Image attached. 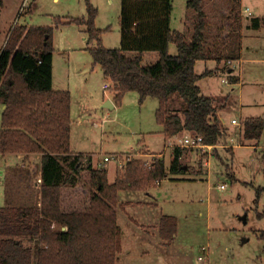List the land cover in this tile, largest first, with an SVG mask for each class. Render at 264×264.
<instances>
[{"label": "trees", "instance_id": "16d2710c", "mask_svg": "<svg viewBox=\"0 0 264 264\" xmlns=\"http://www.w3.org/2000/svg\"><path fill=\"white\" fill-rule=\"evenodd\" d=\"M86 2L87 19L57 18L55 26H87V43L96 44L88 50L94 65L112 81L116 102L129 92L137 93L141 104L156 98V122L167 137L187 132L201 136L208 146L226 144L230 135L218 115L219 103L198 85L217 69L198 74L196 64L241 59L240 3L230 11L231 31L216 42L205 11L207 0L187 1L193 11L190 39L171 27L173 0H121V47L107 48L96 26L98 10ZM251 22L254 28L264 27V18ZM171 44L177 54L170 53ZM54 49L53 27L34 25H15L0 46V157L41 155V204L29 192L27 180V195L20 178L6 190L10 198L0 206V264H116L122 250L120 193L147 191L170 174H183L181 159L189 148L176 146L169 167L163 157L151 162L129 159L110 183L108 171L95 167L91 155L72 152L71 92L53 88ZM146 52H158V61L143 66ZM175 99L182 102L180 113L171 112ZM263 134L262 117L243 122L245 141H259ZM177 228L176 217L162 216L160 237L173 240ZM259 239L264 240V232Z\"/></svg>", "mask_w": 264, "mask_h": 264}, {"label": "rangeland", "instance_id": "374dc122", "mask_svg": "<svg viewBox=\"0 0 264 264\" xmlns=\"http://www.w3.org/2000/svg\"><path fill=\"white\" fill-rule=\"evenodd\" d=\"M89 1L98 10L96 26L103 31L102 44L107 48H120L121 0ZM222 1L225 3L226 0ZM22 3L23 0H0V46L5 44L15 25L53 27L54 84L58 88H70L76 101L72 115V151L93 156L96 167L109 170L111 182L121 169L113 158L105 161V156L131 155L132 159L138 157L139 151L145 162L161 158L162 156H154L152 153L164 151L166 144L155 118L159 101L148 98L141 104L139 95L129 92L121 103H117L116 108H100V101L107 100L111 95L110 89L102 95L104 84L110 82L105 80L100 66H93V57L88 48L96 44L87 43V26L76 23L55 26L57 18L62 21L87 19L86 0H36L32 6L33 13L32 9L23 12ZM173 3V24L177 26L183 12L187 10L186 0H173ZM241 9L243 12L242 16L240 13V19H244L245 25L243 61L231 64L223 62V72L204 77L198 82L202 93L219 103L218 115L229 132L228 142L233 145L241 143V146L235 147L234 153L232 148L223 146L228 142L220 145L217 150L211 149L208 152L205 149L189 148L182 163L192 165L190 174H170L160 186L149 191V196L145 191H122L120 203L145 200L153 204L137 207L131 205L126 209L117 207L123 249L116 264H124L125 256L129 258L127 264H206L199 262L198 258L203 253L202 247L206 249L208 246L207 264H264V240L259 239V235L264 232V216L259 217V214H264V190L261 194L259 191L264 189V134L259 141L243 139V122L247 118L264 119V29L258 32L246 29L253 18H264V0H242ZM246 9L251 11L252 16H248V11V14L245 13ZM192 12L188 14L189 30L186 28L189 37L193 34ZM250 23L252 26V22ZM170 53L177 54L175 44H171ZM158 59V52H146L142 65L154 64ZM215 66L214 61L198 62L196 72L202 74L206 68L213 69ZM230 67L240 74L241 83L230 82L232 77L227 71ZM92 71L94 73L90 75ZM223 80L228 82L223 83ZM84 85L87 95L92 99L90 101L84 93ZM224 103L226 108H222ZM3 108L0 106V128ZM182 110V102L175 99L171 104V112L180 113ZM78 116L81 120H78ZM238 118L239 124H233V120ZM183 136L177 140L179 144H182ZM171 152L168 147L163 153L168 167ZM210 155L209 167L203 166ZM40 160L38 156L27 160H17L16 157L3 160L0 157V170L5 171L3 176L0 175V206L5 205L10 198L6 196V190L18 178L24 185V195H27L28 181L31 184L29 192L41 199ZM17 161L22 163L18 165ZM195 167L204 168L203 173L196 177ZM184 175L195 180H177L184 179ZM85 176L86 172L84 178ZM221 185H225V189H221ZM165 214L174 215L179 220V249L165 250L163 245L156 242L158 234L154 235L153 230L151 233L147 232L150 221L155 218L158 220ZM137 224L140 225L138 229ZM151 236L154 239H150ZM25 244L29 246L32 242L25 241Z\"/></svg>", "mask_w": 264, "mask_h": 264}, {"label": "crops", "instance_id": "0c3cea01", "mask_svg": "<svg viewBox=\"0 0 264 264\" xmlns=\"http://www.w3.org/2000/svg\"><path fill=\"white\" fill-rule=\"evenodd\" d=\"M56 1V0H55ZM187 1L188 0H186V11L185 12H183V16H182V18H181V21L178 23V25L177 26H174V24H173V13H172V18H171V27H172V29L173 30H177V31H180V32H186V28H188V30H189V27H188V24L190 23V19L188 20V14L190 15L191 14V11H189V9L187 8ZM236 2H238V3H240V13H241V16H242V0H226L225 1V3L222 1V0H208L207 2H206V7H205V11H206V14H207V17H208V22H209V25H210V31H211V35L214 37V38H212V39H214V41L216 40V42L219 40V39H221V38H224V37H226L227 35H228V33L231 31V29L232 28H230L231 26H230V20H229V17L231 16L230 15V11L232 10V6H233V4L234 3H236ZM173 12H174V10H175V6H174V3H173ZM32 9V13H33V8H31ZM31 13V14H32ZM245 13H247V11L245 10ZM248 14V13H247ZM192 16H193V13H192ZM248 16H249V14H248ZM252 16V15H251ZM251 21H249V23L246 25V29H248V30H254V31H261V30H263L264 29V27H261V28H254L253 26H251V23H250ZM192 24H193V20H192ZM30 26H33V25H30ZM98 28V27H97ZM191 28V27H190ZM244 28H245V25H244V19H241V26H240V33H241V35H242V50H243V40H244V33H245V30H244ZM99 29V28H98ZM101 30V29H100ZM193 32V31H192ZM244 32V33H243ZM260 35V34H259ZM258 35V36H259ZM100 38H101V40H102V34H101V36H100ZM191 38V36L189 37L188 36V39H190ZM86 41H87V38H86ZM54 43V42H53ZM177 48V47H176ZM170 49H171V46H170ZM242 50H241V59L240 60H236V62H238V61H243V58H242ZM209 61H214L215 63H216V66L213 68V69H209V68H206V70H216V72L214 73V74H212V75H210V76H213V75H215V74H217V73H219V72H223L222 71V69L224 68V65H223V62L221 63V64H219L218 65V63L215 61V60H209ZM208 61V62H209ZM199 62H207V61H199ZM233 62H235V61H233ZM225 63V62H224ZM262 63H264V59H262ZM93 64H94V61H93ZM197 64H198V62H197ZM197 64H196V67H197ZM94 66V68L96 67L95 65H93ZM205 70V71H206ZM235 70L236 69H234L233 67H230V68H228L227 69V71H228V74H230V76L233 78V80H235V82L236 83H241V77H240V74H237L236 72H235ZM103 71V70H102ZM204 71V72H205ZM203 72V73H204ZM94 73V71H92L91 73H90V75L91 74H93ZM209 77V76H208ZM104 78H105V80H108L109 82H110V84H109V86L112 88V86H113V83H112V81L109 79V78H106L105 77V75H104ZM200 81V80H199ZM232 81V80H231ZM230 81V82H231ZM224 83V82H223ZM235 83V84H236ZM105 85V84H104ZM53 88H54V90H69L70 92H71V98H72V104H71V116L72 115H74V107H75V100H74V92L69 88V89H63V88H58V87H55V84H54V74H53ZM111 88H109L110 89V92H111V95L108 97V99L107 100H111V102L113 103V105H114V108H116V106H117V102H116V100H115V93L112 91V89ZM83 90H84V93L87 95L88 94V91H87V88H86V85H84V88H83ZM201 90H202V88H201ZM106 92H105V90L103 89V94L102 95H104ZM211 97V96H210ZM212 98V97H211ZM87 99L90 101V100H92L91 98H90V96H88L87 95ZM107 100H104V101H100V103H99V107L100 108H103L104 107V105H105V102L107 101ZM93 107H95L96 108V106H93ZM105 108V107H104ZM219 117H220V115H219ZM220 119H221V117H220ZM241 119V118H240ZM78 120H81V117H79L78 116ZM237 120H239V118L237 119ZM242 121V120H241ZM73 123H74V119H73V117H72V125H73ZM160 128H161V131H159V132H161V135H162V138H164V143H166L165 144V150L164 151H152V150H150L149 148H148V146H146V145H144V146H146L147 147V149L148 150H150V151H152V153L154 154V156H164V154L163 153H165V151H166V148H171V155H173L174 154V147H176V146H180V147H185L184 145H182V144H179V142H177V140H179V138L181 137V136H183L182 138H184L186 135H188V133L187 132H183V133H181V134H179V135H177V136H175V137H172V138H169V137H167L163 132H162V127L160 126ZM71 133H72V131H71ZM240 137V136H239ZM229 140L227 139V142H228ZM169 142V144H167ZM223 146H225V147H227V148H232L233 150H231L232 151V153H234V149H235V147H237V146H241V143H238V145H233V144H231V143H227L226 145H223ZM172 147H173V149H172ZM211 148H207V149H205L206 151L205 152H208V150H211V149H215V150H217L219 147H220V145H218V146H210ZM136 150H138V148L136 149ZM140 150V149H139ZM190 150H192V149H190ZM198 151V150H197ZM73 153H75V154H80V153H76V152H74V151H72ZM136 152V151H135ZM137 153H138V157H135V158H138V159H144L143 158V155L139 152V151H137ZM190 153H192V152H190ZM146 155H148L147 153H146ZM185 155V154H184ZM184 155H183V157H182V162L184 161ZM25 155H23V154H21V155H7L6 157H1V158H3V160H5V158H11V157H16L17 158V160H21V158H22V160H24L25 159V157H24ZM33 156H38V157H40L41 158V155L40 154H36V155H30L29 156V158H31V157H33ZM93 157V156H92ZM210 158H211V155H210V157L209 158H207V161L205 162V163H203V166H205V165H207L208 167H209V160H210ZM28 159V158H27ZM27 159H25V160H27ZM94 159V158H93ZM25 162V161H24ZM17 163H19L18 165H20L21 163H22V161L21 162H19V161H17ZM25 164V163H24ZM95 161H94V166H95ZM168 166V165H167ZM40 167H41V160H40ZM96 167V166H95ZM184 167H185V171H184V173H191V168H192V165L191 164H184ZM116 168H117V165H116V167H115V171H116ZM195 168H197V167H195ZM204 169V168H203ZM203 169H195L196 171L194 172V171H192V172H194V177H196V175H199V174H201V173H203ZM107 171H108V179H109V170L108 169H106ZM3 172H5V171H3L2 169L0 170V175H2L3 176ZM208 172V174H209V177H210V171L208 170L207 171ZM117 173H118V171H117ZM117 173H116V176H115V178H114V181H115V179H116V177H117ZM39 174H41V169H40V173ZM181 175V174H180ZM172 176H176V175H172ZM183 177H185L184 179L183 178H179V179H177V180H188V181H193V180H195L194 178H188V177H186V175H184ZM209 177H208V181H209ZM166 180V179H165ZM114 181H112V182H114ZM39 182H41V177L39 178ZM109 182L110 183H112L110 180H109ZM163 182V181H162ZM162 182L159 184V185H157V187L158 186H160L161 184H162ZM41 184V183H40ZM39 186V185H38ZM156 188V187H155ZM151 189H149V190H143V191H145V192H147L146 194H147V196H149L150 195V193H149V191H150ZM38 199V203L39 204H41V199H40V197H38L37 198ZM40 199V200H39ZM121 203H123V209H126V207H128V206H133V207H137L138 205H149V204H153L152 202H150V201H145V200H134V201H127V202H121ZM119 207H121V206H119ZM121 207V208H122ZM125 207V208H124ZM118 211V210H117ZM150 213H151V211H149ZM142 214V213H141ZM166 216H173V217H176V216H174V215H169V214H165ZM141 216V215H140ZM162 216H164V215H161V217L158 219V220H156V218L155 219H153V220H151L150 221V224H148V226L150 227V229L147 231V232H149V233H151V230H153V233H154V235H156V233L158 234V240H156V242L158 243V244H160V245H163V247L165 248V250H173V249H175V248H178L177 246H178V244H177V238H178V236H179V220H178V218H177V220H178V228H177V234L175 235V237H174V239L173 240H164V239H162L161 237H160V232H159V229H160V221H161V218H162ZM130 221V220H129ZM120 226V225H119ZM145 226V225H144ZM136 229H138V228H140V225L139 224H137L136 225ZM120 228H121V226H120ZM141 230H143L142 228H141ZM146 232V231H145ZM139 234V233H138ZM121 235H122V228H121ZM140 235V234H139ZM156 238V237H155ZM150 239H154V237L153 236H151L150 237ZM203 248V247H202ZM122 249H123V245H122ZM179 249V248H178ZM206 249H208L207 250V255H208V252H209V246L206 248ZM121 252H122V250H121ZM121 252L118 254V256L120 257V254H121ZM206 258H208V257H206ZM119 259V258H118ZM127 260H129V258L127 259L126 258V256L123 258V262H124V264H127L126 263V261ZM207 261H208V259H207Z\"/></svg>", "mask_w": 264, "mask_h": 264}, {"label": "built area", "instance_id": "2783aa9c", "mask_svg": "<svg viewBox=\"0 0 264 264\" xmlns=\"http://www.w3.org/2000/svg\"><path fill=\"white\" fill-rule=\"evenodd\" d=\"M36 2V0H23L22 3V7L21 10L23 12L27 11V10H31L33 4ZM246 11L249 12V15L251 16L252 13L249 9H246ZM233 63L232 61H229L228 64ZM224 83H227L228 81L223 80ZM109 88H111L109 86V84H105L103 86V89L105 91L109 90ZM240 120H233V124H239ZM182 145H184L185 147L188 148H196V149H207V148H211L210 146L206 145L203 142V138L199 135H194V134H188L186 135L182 140H181ZM114 159L118 162V166L120 167V169H123L126 165L127 160L131 159V155H116L115 157H108L105 156L104 160L105 161H110L111 159ZM125 158V159H122ZM160 184V182H158V185ZM221 189H225V185H221L220 186ZM203 253L201 256H199L198 261H203V263L207 264V249H205V247L202 248Z\"/></svg>", "mask_w": 264, "mask_h": 264}, {"label": "water", "instance_id": "95a60500", "mask_svg": "<svg viewBox=\"0 0 264 264\" xmlns=\"http://www.w3.org/2000/svg\"><path fill=\"white\" fill-rule=\"evenodd\" d=\"M104 107H107V108L113 109V108H114V105H113V103L111 102V100H107V101L105 102Z\"/></svg>", "mask_w": 264, "mask_h": 264}]
</instances>
